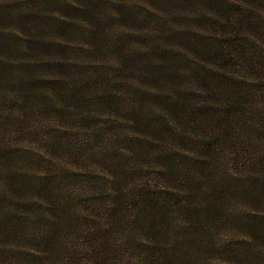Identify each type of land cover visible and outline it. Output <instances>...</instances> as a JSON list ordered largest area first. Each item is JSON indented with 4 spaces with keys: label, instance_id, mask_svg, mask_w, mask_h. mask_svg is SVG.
Instances as JSON below:
<instances>
[{
    "label": "rangeland",
    "instance_id": "1",
    "mask_svg": "<svg viewBox=\"0 0 264 264\" xmlns=\"http://www.w3.org/2000/svg\"><path fill=\"white\" fill-rule=\"evenodd\" d=\"M21 1L0 0V194L4 176L6 181L39 186L40 192L49 190L50 197L30 198L23 189L24 204L38 202L44 208V200L50 201L58 241L49 245L45 264H169L144 256L153 241L148 234L141 238L138 228H146L143 215L159 200L165 207L157 239L168 241L180 223L175 215L179 210L172 212L177 202L192 204L183 198L190 190L189 179L177 176L178 170L167 175L161 164L163 151L173 149L170 135H181L183 144L169 152L207 157L215 167L210 174L216 185L223 174L233 186L256 173L244 170L255 153L246 155L242 143L234 139L221 144L226 156L222 162L213 160L206 142L194 137H216L218 127L213 115L205 113L201 125L208 132L199 131L196 108L209 102L221 105L201 77L208 67L194 64L208 59L203 48L208 37L226 31L223 16L231 1L246 9L245 16L233 10L231 17L255 25L253 38L263 50L264 0H218L219 11L208 22L214 5L206 7V0H160L161 10L169 13H160L159 21L136 7L140 0H86L88 21L80 17L78 0L36 6ZM117 2L120 11H127V23L108 21ZM237 31L239 38L245 37ZM181 35L202 53L185 54L180 44L187 42L177 37ZM178 96L179 107L172 103ZM166 106L173 117L160 112ZM251 107L261 108L264 119L261 99L256 97ZM186 120L194 122L188 130L178 125ZM163 123L169 139L162 135ZM153 124L160 133L153 131ZM262 140L256 146L259 155L264 136ZM174 162L171 158L170 166ZM257 176V184L264 185V168ZM112 181L118 191L112 190ZM202 185L201 192H207ZM225 228H220V240H241ZM29 249L10 240L0 249V264H16L14 258L20 264L32 254ZM172 249L178 264H204L195 254L182 259L176 246Z\"/></svg>",
    "mask_w": 264,
    "mask_h": 264
},
{
    "label": "trees",
    "instance_id": "2",
    "mask_svg": "<svg viewBox=\"0 0 264 264\" xmlns=\"http://www.w3.org/2000/svg\"><path fill=\"white\" fill-rule=\"evenodd\" d=\"M78 1H81L77 4L80 9V17L88 21L89 16L85 10L86 0ZM140 2L136 7H141L140 9L144 10L145 13L150 12L152 16H155L156 21H159L160 13L163 14L165 11L169 13L168 9L162 8L163 10H161L160 0H140ZM21 3L30 6L48 5L49 0H22ZM119 4L116 3L114 10H111L112 13L108 17V21L111 23L116 24L120 20L128 22L127 11H120ZM211 4L214 5L212 11ZM205 5L210 8L209 16L205 14L208 22L211 21L213 12L219 11L220 4L218 0H206ZM239 5L241 4H236L234 1L229 3L223 16L226 31L217 36L208 37V42L203 47L207 48L204 52H207L208 59L206 62H204L205 60H198L194 64L195 67H199L204 63V67H208L207 73L201 74L206 82V91L211 90L213 92V96L210 95L212 99L217 100L216 103H221L219 108H216L215 102L200 105L196 108L198 112L194 116L199 114L198 118L201 120V122L197 121L199 131L206 133L208 131L201 125L206 122H202V120L205 118V113L213 115L215 122L218 123L216 137L211 134L209 139L202 136L194 137L206 142L205 147L210 153L209 156L211 154L216 156L213 160L218 159L222 162V158L226 156L221 155V144L232 143L234 139L235 142L242 143L245 147L243 150L249 152L246 155L255 153V157L253 155L248 160L249 165L244 167V170L247 169L249 173H256L253 176H248L249 179L246 182L233 186L226 184L229 183L226 181L227 174H223V176L220 175L218 185H216V178H212L210 174L211 169L213 170L215 167L208 165L205 155L200 156L192 152L190 156H187V152H184V155L169 152L183 144L181 135L171 134L172 140L169 141L173 149H169L168 152L167 150L163 151L160 156L163 161L161 164L164 165L167 175L175 174L178 170L177 176L189 179L190 190L183 198L192 199V204L179 203L178 201L172 210V212L179 210L178 214L175 215L180 217V223L172 229V236L168 240L172 241V244L169 246L165 244L168 241L159 242L157 239V237L162 236L160 227L162 224L159 225V223L162 221L160 215L164 212L165 205L157 200L156 208L146 210L143 215L146 228L144 229L141 225L138 228V234L141 238L148 234L153 241V244L144 253V256L149 257L153 262L160 260L169 264H178V260L173 258L172 246H176L182 259L184 256L189 257L195 254L204 260V264H252L253 261L256 264H264V185L257 184V172L260 173L264 168V152L259 155L256 150L257 143L263 141L264 119L260 111L261 108L254 109L251 107L256 97L264 102V49L260 51L258 49L260 45L253 38L254 24L242 19L235 21L231 17L233 10L237 11L239 16H245L246 9L238 8ZM197 13V15H201L202 12ZM183 15L184 13L181 14V18ZM132 19L137 20L134 15ZM142 20L139 18L138 21ZM235 25H238L236 29H234ZM228 26L230 29H227ZM237 29L245 37L239 38ZM177 37L187 42V44H180L184 48L185 54L190 55L200 50L202 53L200 47L197 50L191 48L192 45L188 44V40H186L188 38L183 35ZM252 42L256 43L254 47L251 46ZM262 42L264 44V37ZM175 94L178 95L176 87ZM180 100L181 98L178 96L172 100V103L179 107L178 104H182ZM168 109L167 106L165 109H160V112L165 113L164 118H167L166 115L170 111ZM168 115L173 117L170 113ZM193 124L192 120H186L178 125L188 130L186 127H191ZM154 125L152 126L153 131L159 132ZM163 125L164 127L161 129L165 134L162 135L169 139V128L165 127L166 123ZM231 131L233 135L229 134ZM219 156L221 158H218ZM153 157L157 158L154 155ZM171 158H174L175 162L170 166ZM233 161L235 164L236 161ZM33 171L36 175L40 173ZM41 177L46 178L45 175H41ZM204 183L208 187L207 192H201ZM1 184L0 249L6 246L10 240H14L21 243L25 248H31L29 250L32 251L29 258L21 260L20 264H45L44 258L48 259L47 249L49 245L58 241V234L53 230L54 217L49 209L50 201L44 200V208L38 202L24 204L27 195L23 189L28 192L30 198L38 195L50 197L49 190L40 192L39 186L28 183L21 184L16 179L15 183L6 181L5 176L2 177ZM111 185L113 191H118L117 185L114 187V181L111 182ZM196 187H198L197 194L195 192ZM216 187L222 189V193L215 191L214 188ZM224 194L227 195L226 199H223ZM114 205L115 202L112 200L111 206ZM113 218L115 222H119L116 211L113 213ZM143 221L141 220L142 223ZM222 226H226L225 230L227 231L235 232V235L241 237V240L236 239L227 242L220 240L218 235ZM40 250H43L45 254L42 253L41 255ZM16 254L17 251L14 250L13 256ZM14 262L17 264L16 258H14Z\"/></svg>",
    "mask_w": 264,
    "mask_h": 264
}]
</instances>
